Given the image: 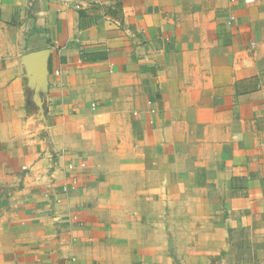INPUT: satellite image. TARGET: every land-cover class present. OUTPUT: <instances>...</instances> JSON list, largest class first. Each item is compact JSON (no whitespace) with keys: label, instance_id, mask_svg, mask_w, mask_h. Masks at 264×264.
Masks as SVG:
<instances>
[{"label":"crops","instance_id":"crops-1","mask_svg":"<svg viewBox=\"0 0 264 264\" xmlns=\"http://www.w3.org/2000/svg\"><path fill=\"white\" fill-rule=\"evenodd\" d=\"M264 249V0H0V264H230Z\"/></svg>","mask_w":264,"mask_h":264},{"label":"rangeland","instance_id":"rangeland-1","mask_svg":"<svg viewBox=\"0 0 264 264\" xmlns=\"http://www.w3.org/2000/svg\"><path fill=\"white\" fill-rule=\"evenodd\" d=\"M242 235L236 247L232 250L230 264H264V249L250 246Z\"/></svg>","mask_w":264,"mask_h":264}]
</instances>
